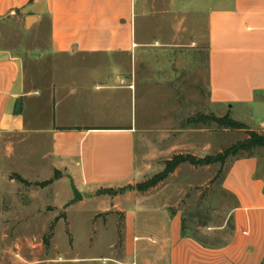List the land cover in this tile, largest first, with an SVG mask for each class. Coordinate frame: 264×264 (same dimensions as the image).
Listing matches in <instances>:
<instances>
[{
	"label": "crops",
	"instance_id": "0c3cea01",
	"mask_svg": "<svg viewBox=\"0 0 264 264\" xmlns=\"http://www.w3.org/2000/svg\"><path fill=\"white\" fill-rule=\"evenodd\" d=\"M136 2L143 19L139 37ZM191 15L204 23L210 102L229 109L264 106V0H0V22L21 18L26 35L35 36L47 21V38L35 48L8 47L0 37V138L17 135L27 141L28 134L44 135L49 145L41 158L50 157L61 174L51 184L70 176L82 194L79 201L130 183L137 130L129 107L131 67L123 62L135 67L147 46L172 52L188 48ZM24 57L52 62L50 81L36 86L30 80L43 77V67L25 78ZM56 61L72 65L55 68ZM63 66L67 73L60 71ZM7 147L11 153L12 146ZM32 150L25 159L32 158ZM260 168L256 155L233 159L226 170L222 188L235 205L230 234L220 244L185 233L174 204L132 193L122 203L115 201L111 210L123 212L122 256H106L103 264H264ZM48 206L42 208L48 218L58 216Z\"/></svg>",
	"mask_w": 264,
	"mask_h": 264
},
{
	"label": "rangeland",
	"instance_id": "374dc122",
	"mask_svg": "<svg viewBox=\"0 0 264 264\" xmlns=\"http://www.w3.org/2000/svg\"><path fill=\"white\" fill-rule=\"evenodd\" d=\"M137 7L136 2L134 20L139 37L143 19L137 14ZM191 18L194 23L193 30H188V48L172 52L167 47L147 46L139 54L141 61L133 63L135 67L132 62H123L131 67L129 79L134 87L129 107L137 130L135 170L131 182L112 188L113 194L100 189L95 193L96 198L65 206L73 198L69 178L50 183L48 187L39 188L34 184L54 177L51 158H41L43 152H48L47 138L33 133L27 135V141L17 135L0 138V264H103L106 256L121 258L123 212L111 209L115 201L122 203L130 193L158 199L160 204L176 205L185 229L206 242L220 244L228 238L235 201L222 188V178L232 158L224 165L182 164L147 192L135 189L137 183L161 172L164 161L174 154L215 155L247 137L245 130L204 123L205 116L228 114L264 134V124H261L264 106L229 109L210 102L204 23L199 15H191ZM43 27L32 40L35 36L25 34L21 18L1 21L2 44L16 47L21 43L24 50L40 46V41L47 38L46 20ZM42 64L22 58L25 78L30 71L36 73L42 67L45 69L43 77L30 79L36 86L50 81L52 62ZM95 64L105 66L107 63ZM58 65L68 67L72 63L56 61L55 68ZM68 70L60 71L67 73ZM27 116L30 122L29 110ZM10 145L11 153L7 152ZM30 150L34 152L32 158L25 159L24 154ZM255 153L263 167L264 147L256 149ZM18 173L31 184L13 179ZM47 203L49 210L58 215L64 213L65 218H48L49 213L42 211ZM111 246L114 248L110 249ZM89 257L95 259H85Z\"/></svg>",
	"mask_w": 264,
	"mask_h": 264
},
{
	"label": "trees",
	"instance_id": "16d2710c",
	"mask_svg": "<svg viewBox=\"0 0 264 264\" xmlns=\"http://www.w3.org/2000/svg\"><path fill=\"white\" fill-rule=\"evenodd\" d=\"M204 123L214 122L217 126L232 130H245L247 132V137L243 140H240L229 147L223 149L219 153L215 155H205L203 157H197L193 154H174L170 159L164 161V168L161 172L153 175L147 180L141 181L135 185V189L139 192H146L149 189L155 187L158 183L165 180L170 174H172L177 168H179L182 164H190L193 166L200 165H210L214 163H218L220 165L226 164V162L232 159H238L242 157H250L256 156L255 150L261 147H264V134L257 132L256 130L250 129L245 123L237 121L231 118L228 114L222 117H216L214 115L205 116L203 121ZM258 156V155H257ZM260 172L264 175V168H260ZM60 172L55 170L53 179L44 180V181H36L34 184L38 187H45L48 184L52 183L53 180L60 177ZM225 175V173H224ZM224 177V176H223ZM13 179L17 181L29 185L30 181L23 178L19 174H15ZM104 192L112 193V188L104 189ZM113 194V193H112ZM60 218H65L64 213L55 217V220ZM182 230L188 235L196 238L197 240L208 244L209 242L204 241L202 238L194 236L190 234L184 227L183 219H182ZM47 243V238H46Z\"/></svg>",
	"mask_w": 264,
	"mask_h": 264
},
{
	"label": "water",
	"instance_id": "95a60500",
	"mask_svg": "<svg viewBox=\"0 0 264 264\" xmlns=\"http://www.w3.org/2000/svg\"><path fill=\"white\" fill-rule=\"evenodd\" d=\"M68 178L70 179V183H71V187H72V191H73V198H72L70 201H68V202L65 204V206H68V205H70V204H72V203H74V202H77V201H79V200L82 199V194H81L80 191L76 188L73 179H72L70 176H68Z\"/></svg>",
	"mask_w": 264,
	"mask_h": 264
}]
</instances>
